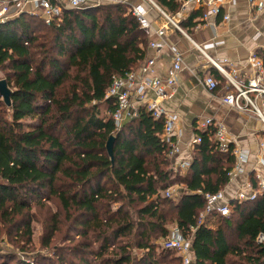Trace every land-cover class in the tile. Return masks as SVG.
<instances>
[{
    "label": "trees",
    "instance_id": "1",
    "mask_svg": "<svg viewBox=\"0 0 264 264\" xmlns=\"http://www.w3.org/2000/svg\"><path fill=\"white\" fill-rule=\"evenodd\" d=\"M153 1L170 16L181 6L179 0ZM62 18L48 25L24 13L0 24V67L12 91L10 106L0 95V225L24 251L32 243L33 205L51 197L68 221L78 212L82 225L74 237L84 249L92 247L91 233L101 243L97 257L119 244L106 264H182L176 252L155 244L170 236L171 226L192 240L194 264H264V245L257 243L264 234V194L233 202L228 217L213 214L200 223L205 196L228 185L235 165L234 147L220 151L214 127L196 132L202 141L185 174L169 157L163 119L143 108L117 128V107L107 91L114 77L141 67L149 47L131 10L121 4L64 9ZM111 137L113 160L107 150ZM175 185L184 188L176 201L165 196ZM112 203L121 205L112 211ZM133 234L135 245L123 244ZM133 246L142 258L133 256ZM9 259L0 256V264ZM43 263L52 264L46 257L34 264ZM80 263L91 264L87 258Z\"/></svg>",
    "mask_w": 264,
    "mask_h": 264
},
{
    "label": "built area",
    "instance_id": "2",
    "mask_svg": "<svg viewBox=\"0 0 264 264\" xmlns=\"http://www.w3.org/2000/svg\"><path fill=\"white\" fill-rule=\"evenodd\" d=\"M103 0H0V24H6L21 14L28 13L34 16H40L48 25H59L62 21L64 9H85L89 8L91 2L97 3ZM150 5L158 11L160 18L166 22V26L157 31V41H151L149 47L157 52L166 46L163 38L166 32L172 28L185 36L191 41L194 48L201 53L209 66L214 67L227 80L234 92L227 94L223 98V103L228 107L235 109L241 113H254L264 125V55L260 56L253 53L250 56V65L254 69L253 74L246 78L238 77V69H228L224 64L217 61L208 52L213 46L199 45L196 43L183 29L182 20L187 15L188 10L192 7L195 10H202V20L208 22L211 18L219 16L221 10L226 5H236L238 0H179L181 3L179 11L170 16L164 12L153 0H146ZM251 8L257 13L264 11V0H248ZM31 5L32 11H27V6ZM132 14L137 18L141 28L146 33L151 31L152 23L147 17V11L141 7H131ZM229 17L226 16L225 20ZM172 66L166 79L154 77L155 59L145 60L141 67L135 71L125 73L122 76L114 77L111 87L107 91L106 99H114L116 111L113 114V120L119 129L125 120H133L137 117L141 109H146L151 113L154 119L164 120L163 138L167 142L170 153L169 157L174 158L181 153L179 146V137L175 139V129L178 123V117L167 112L162 102L171 97L175 87L178 85L179 76L185 64V57L182 52L176 48H171ZM225 63V62H224ZM201 83L213 92L219 86L213 76L207 75ZM153 91L154 99H148V93ZM216 129L215 141L217 147L222 152L230 150V139L228 131L222 124H217L212 118L204 119L197 124L198 131H206L208 128ZM201 138L198 135L193 137L192 145H199ZM260 149L264 154V137L260 141ZM236 158V165L232 171H229V180H235V176L243 172V166L247 162L248 153L244 151L232 152ZM264 164V160L261 161ZM190 167L188 161L178 163L179 171H186ZM257 186L249 181L247 193L244 189H240L232 199H226L223 192L205 196L207 200L206 214H218L228 217L233 210V202L255 201L264 194V174L258 172L256 174ZM170 187L166 190L165 196L174 199L178 189ZM178 188V187H177ZM203 223V220L200 222ZM257 243L264 245V234H260ZM161 249L171 250L177 253L182 259V264H194L192 255V240L186 238L179 229L173 228L170 236L160 245ZM28 262V261H27Z\"/></svg>",
    "mask_w": 264,
    "mask_h": 264
},
{
    "label": "crops",
    "instance_id": "3",
    "mask_svg": "<svg viewBox=\"0 0 264 264\" xmlns=\"http://www.w3.org/2000/svg\"><path fill=\"white\" fill-rule=\"evenodd\" d=\"M108 1V0H105ZM122 1V0H121ZM125 1V0H123ZM131 7L141 6L147 11V17L152 23L149 31V43L157 41V31L167 24L160 18V14L145 0H127ZM126 1V2H127ZM102 2H91L89 8L99 6ZM27 11H32L31 5ZM203 9L190 8L182 20V27L187 34L199 45L213 46L208 49L211 57L226 64L229 70L237 68L240 79H246L253 74L254 69L250 65V56L253 53L264 55V11L257 13L249 5L248 0H238L236 5L222 8L216 18L208 22L202 20ZM229 18L225 20V17ZM166 46L159 52L148 47L146 59H155L154 77L166 79L172 66L171 48H176L184 54L185 64L179 76L178 85L171 97L162 102L163 108L178 117L175 129V139L179 137L181 153L174 157V165L177 169L181 161L190 162L192 159L193 137L196 135L198 122L212 118L215 123L222 124L228 131L230 145L236 151L248 153L247 162L243 166V172L235 176L234 181L221 190L226 199H232L240 189L249 192L247 184L256 180L258 172L264 174V154L260 149V141L264 137V125L254 113H241L223 103V98L234 92L224 76L214 67L209 66L204 57L197 51L190 40L180 32L170 28L164 38ZM225 62V63H224ZM213 76L219 81V86L213 92L201 83L207 76ZM153 91L148 93V99H154ZM128 122L126 120L124 123ZM233 155V154H232ZM235 158V157H234ZM236 165V158H235ZM234 165V167H235ZM231 168L229 171H232ZM178 170V169H177ZM185 174L186 171H179ZM178 186V191L184 188ZM255 186V185H254ZM206 211L201 215L203 223L209 219ZM215 222L212 221L211 225Z\"/></svg>",
    "mask_w": 264,
    "mask_h": 264
},
{
    "label": "rangeland",
    "instance_id": "4",
    "mask_svg": "<svg viewBox=\"0 0 264 264\" xmlns=\"http://www.w3.org/2000/svg\"><path fill=\"white\" fill-rule=\"evenodd\" d=\"M126 1L127 0H103L101 1L102 3L99 5V7H109L111 5L121 4L125 5L126 9L130 11L131 5L128 1ZM6 73L7 70L0 67V80L4 79ZM173 187V189L175 190L178 189L177 185ZM178 198L179 195L177 193L175 194V198L173 200L176 201L178 200ZM43 204L44 205H33V208L31 210L33 232L32 243L30 245H27L24 251L21 250L22 243L14 239V235L8 234L9 228H5L3 224L0 225V256L9 257L10 259L11 257H14L16 258V260H25L26 262L28 261V263L30 264H34L36 261H41L43 257L50 259L52 264H59L57 262V255L63 256L67 264H70L72 262H74L75 264H81L80 259L84 258H87L91 264H106L108 261L112 262V260L115 258V254L117 253V249H115L114 247H119L118 243H114L104 256L97 257L94 253L100 251L101 243L100 241L94 242V240L96 239L95 234L91 233L89 236L88 241L92 245L90 249H84V246L79 243L82 239L77 240L78 237H74V234L77 231H80L78 229H81L82 225L80 224L81 221L79 219L76 220L78 212H76L75 216L70 221H68L66 218L65 211L62 209L59 202L54 200V198H47V200H44ZM119 205L121 204L112 203V211L117 209ZM130 212L134 214L135 209L133 208L132 210H130ZM54 228L57 230H55ZM170 228L172 230L174 227L171 226ZM155 238L156 235L154 236V239ZM49 239H51V242H49L50 246L46 247L45 244ZM137 239V236L133 234L130 238L123 240V244L127 242H132L133 245H135ZM164 240L165 238L162 237L155 240L157 248L161 249L160 245ZM132 254L137 259H140L143 256V251L137 250L136 246H133ZM10 259L8 260L10 264H14L17 262L16 260ZM1 261L2 260H0V263Z\"/></svg>",
    "mask_w": 264,
    "mask_h": 264
},
{
    "label": "water",
    "instance_id": "5",
    "mask_svg": "<svg viewBox=\"0 0 264 264\" xmlns=\"http://www.w3.org/2000/svg\"><path fill=\"white\" fill-rule=\"evenodd\" d=\"M0 95L3 97L6 105L10 106L12 91L9 88L8 83L5 79L0 80ZM114 142H115V137H111L107 144L108 154L112 160L114 159V153H113Z\"/></svg>",
    "mask_w": 264,
    "mask_h": 264
}]
</instances>
